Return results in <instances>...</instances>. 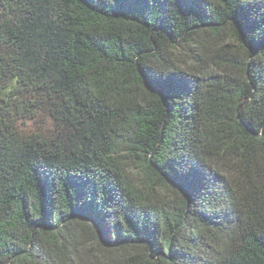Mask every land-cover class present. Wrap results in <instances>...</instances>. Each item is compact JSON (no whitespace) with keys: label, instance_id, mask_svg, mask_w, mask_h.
Returning a JSON list of instances; mask_svg holds the SVG:
<instances>
[{"label":"trees","instance_id":"trees-1","mask_svg":"<svg viewBox=\"0 0 264 264\" xmlns=\"http://www.w3.org/2000/svg\"><path fill=\"white\" fill-rule=\"evenodd\" d=\"M0 264H264V0H0Z\"/></svg>","mask_w":264,"mask_h":264},{"label":"rangeland","instance_id":"rangeland-1","mask_svg":"<svg viewBox=\"0 0 264 264\" xmlns=\"http://www.w3.org/2000/svg\"><path fill=\"white\" fill-rule=\"evenodd\" d=\"M20 129L23 131H38L42 133H47L51 129V122L49 118L42 116L37 122H26L25 124H20ZM163 197L170 202L171 205H177L179 202L178 195L172 192H162Z\"/></svg>","mask_w":264,"mask_h":264}]
</instances>
